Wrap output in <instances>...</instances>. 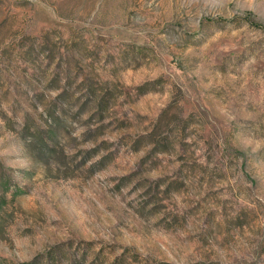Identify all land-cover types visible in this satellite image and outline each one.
Here are the masks:
<instances>
[{"label":"rangeland","instance_id":"obj_1","mask_svg":"<svg viewBox=\"0 0 264 264\" xmlns=\"http://www.w3.org/2000/svg\"><path fill=\"white\" fill-rule=\"evenodd\" d=\"M0 264H264V0H0Z\"/></svg>","mask_w":264,"mask_h":264},{"label":"trees","instance_id":"obj_2","mask_svg":"<svg viewBox=\"0 0 264 264\" xmlns=\"http://www.w3.org/2000/svg\"><path fill=\"white\" fill-rule=\"evenodd\" d=\"M46 155H49V153L47 152Z\"/></svg>","mask_w":264,"mask_h":264}]
</instances>
